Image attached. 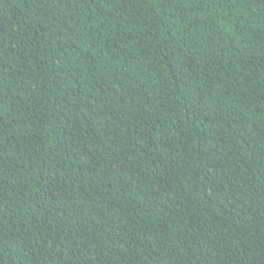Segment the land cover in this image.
Returning <instances> with one entry per match:
<instances>
[{
    "label": "trees",
    "instance_id": "16d2710c",
    "mask_svg": "<svg viewBox=\"0 0 264 264\" xmlns=\"http://www.w3.org/2000/svg\"><path fill=\"white\" fill-rule=\"evenodd\" d=\"M0 264H264V0H0Z\"/></svg>",
    "mask_w": 264,
    "mask_h": 264
}]
</instances>
